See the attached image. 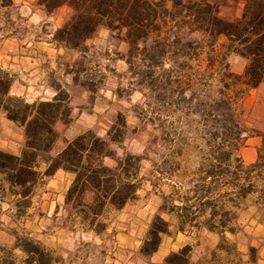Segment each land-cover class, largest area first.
Masks as SVG:
<instances>
[{"label": "rangeland", "instance_id": "374dc122", "mask_svg": "<svg viewBox=\"0 0 264 264\" xmlns=\"http://www.w3.org/2000/svg\"><path fill=\"white\" fill-rule=\"evenodd\" d=\"M208 1L224 20L234 22L243 14L242 1ZM71 13L63 6L49 14L38 0H13L11 7L0 8V68L14 79L12 95L30 103L51 101L57 89L70 93L72 114L68 124L55 125L56 149L89 130L104 139L109 132L123 135L120 143L110 142L115 159L103 163L113 168L116 159L140 157L137 198L122 209L109 205L84 222L76 199L61 204L59 216L49 213L47 177L21 201L5 184L7 191L0 189V256L24 264L26 254L17 246L31 239L48 252L49 264H104L109 253L103 249L113 244L115 264H165L185 246L191 247L190 264H264V82L239 99L225 93L237 129L215 108L222 93L217 76L222 59L238 74L247 61L229 54L224 36L210 55L201 33H187L178 46L187 45L179 50L166 41L161 67L149 71L140 66L143 54L131 52L120 29L99 28L82 52L55 50L50 40ZM1 118L2 112L5 129ZM91 201L87 193L85 203ZM213 214L210 225L216 231L207 228ZM158 215L169 223V232L147 258L140 247ZM220 219L226 229L217 226Z\"/></svg>", "mask_w": 264, "mask_h": 264}, {"label": "trees", "instance_id": "16d2710c", "mask_svg": "<svg viewBox=\"0 0 264 264\" xmlns=\"http://www.w3.org/2000/svg\"><path fill=\"white\" fill-rule=\"evenodd\" d=\"M237 1L243 2V14L234 22L222 19L217 6L208 0L188 3L184 0H38V4L49 14L63 6L70 7L71 16L53 34V40L59 46L82 52L99 28L120 29L125 31V40L129 43L131 52L140 51L143 54L144 58L141 60L144 64L140 66L149 71L161 67L160 60L165 57L166 41L173 42L171 48L174 50L185 41L187 33H201L207 38L206 48L210 55L211 51L214 53L216 41L224 36L227 39L225 48L229 54L241 57L247 64L243 73L238 74L230 70L224 59L220 61L217 81L222 87V93L215 108L217 111L221 110L219 116L227 118L230 120L229 124L239 129L238 123L230 114L232 109L225 93L230 91L232 98L239 99L264 82V0ZM12 5L13 0H0V8ZM196 43L203 45L201 41ZM186 45L184 43L177 49L185 48ZM200 52L202 53L199 55H203L204 47H201ZM209 62L212 67L216 66L213 59H209ZM128 63L133 65L132 61ZM149 71L142 74L150 73ZM13 83L12 75L0 68V112L25 132V144L20 155L0 150L1 190L7 191L6 184L8 191L18 197V201L26 200L43 177H50L60 169L65 170L74 175L66 203L75 199L78 201L80 209L77 212L84 222L91 215L101 216L109 205L122 209L137 198L140 157L116 159L117 165L113 168L103 163L104 158L115 159L110 142L120 143L123 135L116 137L109 132L108 138L104 139L89 130L67 141L62 152L53 156L51 151L59 139L55 125L58 121L65 124L70 122V93L57 89V95L51 101L30 103L22 97L12 95ZM224 130L229 132L228 129ZM41 164L46 165L43 173L39 171ZM87 193L92 196L90 204L85 203ZM179 218L183 220L184 215ZM215 219L216 215L213 214L208 220L207 228L211 231H216L210 225ZM216 224L219 228L226 229L227 222L223 219ZM168 232L169 223L160 215L156 216L141 246V255L149 258L155 254L161 244V235ZM17 247L26 254L24 264L50 262L48 252L37 241L25 239ZM190 253L191 247L185 246L178 252L171 253L165 259V264H190ZM0 264L15 263L9 261L7 256H0Z\"/></svg>", "mask_w": 264, "mask_h": 264}, {"label": "crops", "instance_id": "0c3cea01", "mask_svg": "<svg viewBox=\"0 0 264 264\" xmlns=\"http://www.w3.org/2000/svg\"><path fill=\"white\" fill-rule=\"evenodd\" d=\"M49 45H51L55 50H62L60 49V46L53 39L50 40ZM53 96H55V94H53ZM2 122L5 129L0 127V150L10 154L20 155L24 147V141H25L24 129L22 127H19L15 123L9 121L5 117V115L4 118H1V123ZM6 130L9 132V135L5 137ZM57 143L58 141L56 142L55 146L51 151V155L53 156H57L64 149V147L61 149H56ZM45 169H46V165H45ZM73 181H74V175L62 169L56 171L54 175L46 178V183L44 184L43 187L48 192L47 194H45V197L49 201L45 203L47 204V206L49 205L48 208H49V213L51 215L53 214V216L56 217L60 215V210L62 209L61 204L63 205L67 204L66 203L67 193L71 188ZM111 232H113V235L115 237V223L112 224ZM103 252L105 253V255L109 253L104 259L105 260L104 264H115V244H113V246L110 247V249H103Z\"/></svg>", "mask_w": 264, "mask_h": 264}]
</instances>
